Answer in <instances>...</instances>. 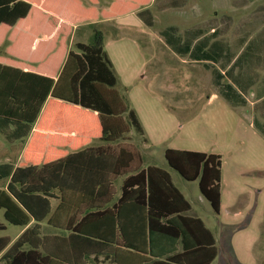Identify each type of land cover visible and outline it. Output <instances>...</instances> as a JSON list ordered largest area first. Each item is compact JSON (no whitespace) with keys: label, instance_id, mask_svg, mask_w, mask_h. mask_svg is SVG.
<instances>
[{"label":"trees","instance_id":"obj_1","mask_svg":"<svg viewBox=\"0 0 264 264\" xmlns=\"http://www.w3.org/2000/svg\"><path fill=\"white\" fill-rule=\"evenodd\" d=\"M151 1L110 0L99 11L100 0H0V211L24 229L13 241L1 235L8 225L0 219V264H111L122 249L174 253L159 251L163 239L180 243L183 258L206 250V263L217 257L213 233L187 215L191 205L170 173L143 168L141 152L125 144L132 128L144 130L116 90L103 35L69 49L75 27ZM164 156L185 181L198 182L219 216L222 156L176 149ZM43 224L59 233H44Z\"/></svg>","mask_w":264,"mask_h":264},{"label":"rangeland","instance_id":"obj_2","mask_svg":"<svg viewBox=\"0 0 264 264\" xmlns=\"http://www.w3.org/2000/svg\"><path fill=\"white\" fill-rule=\"evenodd\" d=\"M109 3L110 0H100L98 10H108ZM152 11L155 15L154 27L147 26L142 28L143 31H136L140 45L147 51L146 75L155 90L163 92L167 100L171 98L169 103L179 112H184L183 114L201 108L218 88L213 84L212 70L204 63H194L188 57L176 56L166 45L161 35L162 31L173 26L183 34L186 29L200 27L210 31L211 34L216 32L217 38L230 42L238 38L240 31L244 29L252 34L249 36V43L257 42L256 45L263 47L252 68L235 71L242 79L254 80L249 92L244 93L242 104L232 107L221 99L210 106H204L206 108L194 111L197 114L191 117L193 121L189 120L190 122H186L181 132L172 135L167 146L180 150L219 153L224 155L231 169L239 165L240 169L245 170L246 175H242L238 182L242 194L241 216L237 218L227 212L236 200L232 185L237 181L232 180L223 190L222 213L220 216L212 215L210 218L215 230L224 223L241 225L240 230L235 232L239 235L234 241L235 248L241 253L244 244L252 238H258L264 244L262 233L264 228V0H191L183 9L161 12L157 5H153ZM131 19L134 17H124L117 22H110V25L118 27L119 24L130 22ZM100 27L92 25L80 28L71 38V43L93 44L97 41L98 34L102 33ZM111 30L115 35V29L112 27ZM131 44V40H127L123 46L128 47ZM73 48L76 49L75 46ZM127 53H129L127 49H124V52H116L118 55L126 54L125 60L129 61ZM256 100L259 105H255ZM183 118L187 117L183 115ZM2 141L4 144V137ZM135 143H138V140ZM150 163L165 167L173 174L178 187L184 189L183 184H186V181H182L180 175L166 165L160 147L152 149V159L146 156V164ZM197 194L195 192L189 196L199 214L207 217L203 203L195 199ZM0 219L8 225V231L1 235H9L15 241L24 232L23 228L8 224L3 217V211H0ZM46 232L44 229V233ZM258 256L259 261L251 260L252 264H264V254ZM243 264H249V261H243Z\"/></svg>","mask_w":264,"mask_h":264},{"label":"crops","instance_id":"obj_3","mask_svg":"<svg viewBox=\"0 0 264 264\" xmlns=\"http://www.w3.org/2000/svg\"><path fill=\"white\" fill-rule=\"evenodd\" d=\"M190 1L191 0H152L149 6L139 9L129 15L109 21H97L80 25L75 27L73 31V35H76L82 27L92 25L101 26V34L104 37V50L107 53L118 77L116 90L124 98L129 107V111L133 110L136 112L144 130V133L141 134L137 133L136 130L132 128L128 134V139L125 141V144H130L141 152L143 157V168L155 166L151 163L146 164V156L149 159H152V149L154 148L160 147L161 150H163L164 155L165 151L170 148L180 150L167 146V143L172 135L182 131L185 124L193 121L192 118L195 114H197L195 113L196 111L201 110L204 106H210V104L221 99L229 103L232 107L233 105H240L242 104L241 99H243L244 93L246 94L249 92L253 86L252 84H254L253 79H242L235 73L236 69L245 71L252 68L256 63L257 58H259L258 55L263 49V47L256 45L257 42L254 44L251 42L249 43V36L252 35L251 32H246L242 29L240 31V36L229 42L217 38V35L215 34L216 32L211 34L210 31L200 27L186 29L183 34H180L176 27L170 26L161 33L166 45L175 53L176 56L188 57L190 61L194 63H204L207 68L211 69L213 72V84L218 88V90L207 99V102L201 108L198 107L194 110L195 112L193 111L189 114L179 112L169 103L172 100L171 98L170 100H167V97L163 92L155 90L156 88L153 87L146 75V69L148 66V58L146 56L147 51L140 45L136 31L142 30L143 27L147 28V26L151 28L154 27L155 15L152 11L153 5H157L158 10L162 12L170 9H183L190 3ZM110 5L111 2L109 3V7ZM144 12H148V14L141 17L140 14ZM128 16H132L134 19H131L130 22L128 21L119 24L118 27L110 25V22L114 23ZM147 22H151V25ZM112 27L115 29V35L112 33ZM127 40H131L132 44L128 47L123 46ZM76 44L77 43L74 42L72 44L70 39L69 49L75 50L73 46ZM5 47L6 46H3L0 49V55L2 56L4 55ZM124 49H127L129 52L127 53L129 61L125 60V57L127 56L126 54H116V52H124ZM243 104H245V102H243ZM255 105H259L258 100H256ZM183 115H185L188 119L183 118ZM180 117L182 119H180ZM253 122L254 121L252 119V123ZM255 123L257 124V122ZM136 140H138V143H135ZM104 145L105 143L101 141H93L90 144V146L96 147ZM112 145L115 146L117 144ZM197 152L203 151L197 150ZM213 154L221 155L219 153ZM222 158L223 181L221 213L224 206L223 190L226 188V184L228 182L236 180L237 182L234 181L235 184L233 183L232 185L235 191L234 196L236 197V200L235 203L231 205L232 208L227 209V212L234 214L238 218L242 214L240 206L242 194L240 193L241 187L238 182L242 175H246L244 174L245 170L243 171L242 168L240 169L239 165H236L231 169V166L228 167L224 155ZM7 161H9V159H6L4 162ZM165 163L168 166L166 160ZM160 168L165 169V167ZM169 173L172 177L174 185L191 205V210L187 215L192 218H200L215 237L218 255L211 264H243V261H249V264H252L251 260L259 261L260 257L258 255L261 256L264 254V244L261 243V240L258 238H252L244 244L242 253L238 251L235 248L234 241L239 234L235 232L240 230L241 225L224 223L218 226L215 230V226H213L210 217L212 215H217L214 213L210 203L201 194L198 182L186 181V184H183L184 189H181L176 184L173 174L171 172ZM182 181L185 180L183 179ZM121 182L122 179H118L115 183L117 198L121 194ZM195 192L198 193L197 196H195V199L203 203L202 206L207 217H203L195 209L194 202L189 196V194L192 195V193L194 194ZM54 205H56V203H54ZM43 226L48 234L59 233L58 231L47 227L46 224H43ZM262 231L264 234V228ZM257 236L259 237V235ZM166 250H168V252L173 250L176 251L174 253H169V255L162 254L160 257H155L150 253L142 254L122 249L118 254L117 262L113 261L111 264H208L206 262H208L211 255L209 250H206V252L203 251L201 254L198 251H195L194 254H190V256L183 258V249L180 243L163 239L159 242V251L163 253V251ZM256 250H258V255ZM102 261L103 258H100L99 261L96 262L89 260L87 264H109L102 263Z\"/></svg>","mask_w":264,"mask_h":264}]
</instances>
